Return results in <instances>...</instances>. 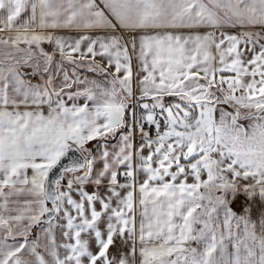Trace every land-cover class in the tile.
<instances>
[{"label":"snow or ice","instance_id":"obj_1","mask_svg":"<svg viewBox=\"0 0 264 264\" xmlns=\"http://www.w3.org/2000/svg\"><path fill=\"white\" fill-rule=\"evenodd\" d=\"M0 264H264V0H0Z\"/></svg>","mask_w":264,"mask_h":264},{"label":"water","instance_id":"obj_2","mask_svg":"<svg viewBox=\"0 0 264 264\" xmlns=\"http://www.w3.org/2000/svg\"><path fill=\"white\" fill-rule=\"evenodd\" d=\"M69 159L71 158V157H68Z\"/></svg>","mask_w":264,"mask_h":264}]
</instances>
